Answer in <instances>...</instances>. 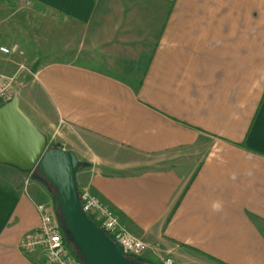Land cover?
<instances>
[{
	"label": "crops",
	"instance_id": "obj_1",
	"mask_svg": "<svg viewBox=\"0 0 264 264\" xmlns=\"http://www.w3.org/2000/svg\"><path fill=\"white\" fill-rule=\"evenodd\" d=\"M32 1L62 42L18 109L85 165L79 194L144 263L264 264V0ZM37 204L43 183L0 165V264L40 263L20 250Z\"/></svg>",
	"mask_w": 264,
	"mask_h": 264
},
{
	"label": "water",
	"instance_id": "obj_2",
	"mask_svg": "<svg viewBox=\"0 0 264 264\" xmlns=\"http://www.w3.org/2000/svg\"><path fill=\"white\" fill-rule=\"evenodd\" d=\"M19 92L0 108V165L46 183L62 236L79 264H150L130 259L83 214L75 183L77 172L85 165L69 152L48 148V138L19 111Z\"/></svg>",
	"mask_w": 264,
	"mask_h": 264
},
{
	"label": "built area",
	"instance_id": "obj_3",
	"mask_svg": "<svg viewBox=\"0 0 264 264\" xmlns=\"http://www.w3.org/2000/svg\"><path fill=\"white\" fill-rule=\"evenodd\" d=\"M0 53L8 57L15 54L16 49L14 47L0 48ZM12 82L11 78L0 75V108L10 102L13 94ZM78 197L83 214L98 226L105 236L119 244L125 255L130 259L142 257L145 252L143 242L129 235L128 231L120 225L119 218L114 212L87 193H81ZM35 211L39 216L38 227L20 241V250L27 254L29 252L40 254L39 264H79L78 258L61 235L54 210L44 204H37ZM160 264H173V262L166 258Z\"/></svg>",
	"mask_w": 264,
	"mask_h": 264
},
{
	"label": "rangeland",
	"instance_id": "obj_4",
	"mask_svg": "<svg viewBox=\"0 0 264 264\" xmlns=\"http://www.w3.org/2000/svg\"><path fill=\"white\" fill-rule=\"evenodd\" d=\"M33 3L32 0H0V48L16 49L8 57L0 53V75L13 80V94L23 88L36 70L47 66V56L54 51L48 43L53 44L54 36H60L59 43L62 42L60 30H53L61 27L53 14ZM51 35L53 39L49 38ZM52 146L58 147L54 143Z\"/></svg>",
	"mask_w": 264,
	"mask_h": 264
},
{
	"label": "trees",
	"instance_id": "obj_5",
	"mask_svg": "<svg viewBox=\"0 0 264 264\" xmlns=\"http://www.w3.org/2000/svg\"><path fill=\"white\" fill-rule=\"evenodd\" d=\"M48 148H49V149H51V148L54 149L52 145H50V146L48 145ZM43 187L45 188V190L48 191L49 196H50V199H51V201H52V200H53V197H52L53 194L51 193V190H50L49 187L46 185V183H43ZM53 203H54V202H53ZM55 208H56V206H55V204H54V208H53V210H54V212L56 213ZM57 223H58V222H57ZM58 228H60V227H59V223H58ZM60 231H61V233H62V229H61V228H60ZM62 234H63V233H62ZM62 234H61V235H62ZM62 237H63V236H62ZM79 262H80V261H79ZM80 264H81V263H80Z\"/></svg>",
	"mask_w": 264,
	"mask_h": 264
},
{
	"label": "clouds",
	"instance_id": "obj_6",
	"mask_svg": "<svg viewBox=\"0 0 264 264\" xmlns=\"http://www.w3.org/2000/svg\"><path fill=\"white\" fill-rule=\"evenodd\" d=\"M221 204L219 203V202H214L213 204H212V210L213 211H220L221 210Z\"/></svg>",
	"mask_w": 264,
	"mask_h": 264
}]
</instances>
